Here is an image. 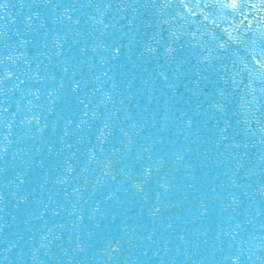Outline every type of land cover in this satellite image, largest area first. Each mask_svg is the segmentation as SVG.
<instances>
[{
  "label": "water",
  "instance_id": "95a60500",
  "mask_svg": "<svg viewBox=\"0 0 264 264\" xmlns=\"http://www.w3.org/2000/svg\"><path fill=\"white\" fill-rule=\"evenodd\" d=\"M0 3V264H264V0Z\"/></svg>",
  "mask_w": 264,
  "mask_h": 264
},
{
  "label": "snow or ice",
  "instance_id": "6c2138e0",
  "mask_svg": "<svg viewBox=\"0 0 264 264\" xmlns=\"http://www.w3.org/2000/svg\"><path fill=\"white\" fill-rule=\"evenodd\" d=\"M5 8H7V3H0V10H2V9H5ZM31 19V17H29V20ZM117 51H119V49H117ZM147 51H149V52H152L153 51V49L152 48H150V47H148L147 48ZM171 49H166V54H170L171 53ZM67 71V69H65V72ZM0 170H2V169H0Z\"/></svg>",
  "mask_w": 264,
  "mask_h": 264
}]
</instances>
